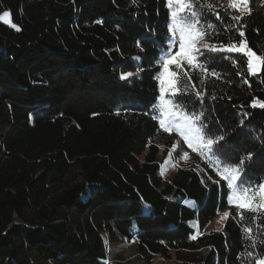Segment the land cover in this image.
<instances>
[{
    "label": "trees",
    "instance_id": "obj_1",
    "mask_svg": "<svg viewBox=\"0 0 264 264\" xmlns=\"http://www.w3.org/2000/svg\"><path fill=\"white\" fill-rule=\"evenodd\" d=\"M185 3L200 17L196 47L209 48L187 69L191 79L178 73L189 87L176 110L201 116L210 138L225 137L221 152L232 159L220 167L244 159L243 180L257 187L264 109L251 102H264V71L249 75L245 56L211 46L238 44L243 25L247 46L264 55V0H249L251 15L240 22L229 0ZM175 9L166 0H0V15L9 12L20 29L0 21V264H133L122 250L108 253V244L129 242L147 260L172 251L183 264L264 258V216L238 214L226 182H212L215 166L159 129L155 58ZM173 143L189 160L166 180L160 152ZM225 209L223 229L203 232Z\"/></svg>",
    "mask_w": 264,
    "mask_h": 264
},
{
    "label": "snow or ice",
    "instance_id": "obj_2",
    "mask_svg": "<svg viewBox=\"0 0 264 264\" xmlns=\"http://www.w3.org/2000/svg\"><path fill=\"white\" fill-rule=\"evenodd\" d=\"M173 2H175L176 9L171 11L170 14L171 20L168 24L169 35L166 38L167 45L163 48L161 54L155 58L157 61H163L162 65L157 64L158 73L154 77L159 83V96L157 100L161 101L160 118L158 120L159 129H163L166 133L175 132L180 137L181 145L186 144L192 152L198 153L201 158H206L208 160L207 167L215 166L216 174L220 179L212 182L217 186L220 185V180L226 182V188L230 193L227 196V202L229 205L236 207L238 214L241 210H247L253 214L264 216V182H260L257 187H253L251 182H244V159H239L236 167L225 166L221 168V163L232 159L221 152V145L225 143V137L217 136L215 139L210 138L213 133L209 131L210 126L201 121V116H189L186 112L176 110L180 99L188 94L189 87L185 84L181 88L178 73L188 76L191 79L187 69H195L198 67L197 58L198 56H202V49H208L209 45L202 44L201 48L196 47L197 41L202 38L203 33L197 28V25L200 23V17L197 12L186 11V9H191V4H186L185 0H166V5L171 8ZM133 3H135V0H133ZM208 7L211 8V5H208ZM229 7L239 10V15L232 17L236 22H240L245 14L251 15L252 10L249 7V0H229ZM9 15V12H3L0 15V21L5 20ZM216 19H220L219 13H216ZM172 21L176 22L175 25H173ZM98 23H102V21H98ZM10 26L16 30H20L15 24L10 23ZM243 27L241 25L240 28L236 29L239 37H241L238 44L235 42L226 45L222 44L219 49L215 45H212L211 50L242 54L246 57L248 74L255 76L264 71V55H258L257 52L247 46V41L243 39L245 36ZM177 30L179 31V50L173 53ZM135 59H140V57H136ZM199 67L201 71H208L202 65ZM140 70L138 68L137 72ZM133 75V73L129 72L121 74L120 78L127 80L128 77ZM213 75H215V72H213ZM195 95L198 100L203 98L202 93L199 91H195ZM251 106H258L264 109V102H258L256 99H253ZM156 107L157 104L154 102L152 108L156 109ZM93 115L96 114L93 113ZM156 118V116H153V119ZM197 121H201V126H197ZM172 148L177 149V144L173 143ZM217 154H219V157H223V160L220 158L214 160L213 157H216ZM188 155V152L184 151L180 159H186ZM252 155V153L248 154L247 163L251 162ZM208 179L211 180V177H208ZM201 182H204L203 178ZM228 217L229 213L225 212L222 219ZM243 231L248 234V238L252 240L253 246H255L257 241L252 236V228H245ZM189 239L195 240L197 239V235H190ZM259 243L264 245V241H260ZM257 254L264 256V251H260ZM252 255V252L248 253L249 257H252ZM253 264H264V260H255Z\"/></svg>",
    "mask_w": 264,
    "mask_h": 264
},
{
    "label": "rangeland",
    "instance_id": "obj_3",
    "mask_svg": "<svg viewBox=\"0 0 264 264\" xmlns=\"http://www.w3.org/2000/svg\"><path fill=\"white\" fill-rule=\"evenodd\" d=\"M175 3V2H173ZM8 23H12V18L11 15L6 20ZM179 50V31L176 32V43L173 45V53L175 51ZM162 60H161V65H162ZM160 108V107H159ZM178 148V147H177ZM176 149H171L167 153H163V150L160 152V157H161V173L164 179L166 180H172L177 168L182 164V162H188V158L186 159H180V157H176ZM171 153V155H169ZM225 212L229 213V209H225L216 216V218L209 223V225L206 226V228L203 230V232H210V231H221L225 225L226 219H222V216ZM106 242L108 244V239L106 237ZM115 249L116 251H121L122 250V256L124 257L125 260L127 261H132L133 264H183L181 260H179L176 255L175 251H172V257L166 258L163 256L155 255L151 259L147 260L145 258H139L140 256L137 253V250L135 248V243L134 242H129L126 243L124 246L118 245V244H113L109 245L108 244V253L111 252ZM261 260H264L261 259Z\"/></svg>",
    "mask_w": 264,
    "mask_h": 264
}]
</instances>
